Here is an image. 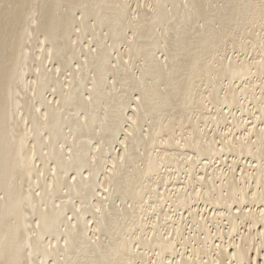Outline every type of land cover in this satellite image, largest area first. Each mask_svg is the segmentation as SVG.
I'll return each mask as SVG.
<instances>
[{"label":"bare ground","instance_id":"bare-ground-1","mask_svg":"<svg viewBox=\"0 0 264 264\" xmlns=\"http://www.w3.org/2000/svg\"><path fill=\"white\" fill-rule=\"evenodd\" d=\"M0 264H264V0H0Z\"/></svg>","mask_w":264,"mask_h":264},{"label":"rangeland","instance_id":"rangeland-1","mask_svg":"<svg viewBox=\"0 0 264 264\" xmlns=\"http://www.w3.org/2000/svg\"><path fill=\"white\" fill-rule=\"evenodd\" d=\"M249 122H250V120H249ZM118 150H119V148H117Z\"/></svg>","mask_w":264,"mask_h":264}]
</instances>
